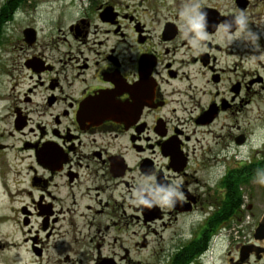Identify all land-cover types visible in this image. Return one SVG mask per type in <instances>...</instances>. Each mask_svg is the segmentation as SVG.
<instances>
[{"label":"flooded vegetation","instance_id":"af4514ba","mask_svg":"<svg viewBox=\"0 0 264 264\" xmlns=\"http://www.w3.org/2000/svg\"><path fill=\"white\" fill-rule=\"evenodd\" d=\"M2 8L0 264H142L124 235L164 243L159 264L219 243L228 264H264L240 254L264 216V0ZM169 188L172 206L155 195Z\"/></svg>","mask_w":264,"mask_h":264},{"label":"rangeland","instance_id":"374dc122","mask_svg":"<svg viewBox=\"0 0 264 264\" xmlns=\"http://www.w3.org/2000/svg\"><path fill=\"white\" fill-rule=\"evenodd\" d=\"M1 1L0 0V5H1ZM36 21H38V19H36ZM1 58H2V54H1ZM11 166H13L11 164ZM19 164L17 165V163L15 164V168L13 167V170L19 171ZM236 226H235V230H236ZM131 231H133L134 233H136L138 236L141 235L144 232V229L142 228H130L128 230V234H131ZM130 235L126 236H121L123 243H119V245L121 244L124 248H128L130 251L129 254V258L130 260H132V262H137L139 261L140 263L144 264V262H147V264H153L154 263H158L160 262V258H157L156 256L151 257V252H152V248L153 246H155L156 250L158 249H163L164 243H148V247L150 245L149 249L146 250H135L133 245L134 242L137 241V238L132 237L131 240L129 238ZM148 239V237H147ZM150 242V240H149ZM159 247V248H158ZM225 245L224 243H219V245H217L216 248H214V251L211 254L206 255L202 260V264H228L227 263V258H225V254L223 252H225Z\"/></svg>","mask_w":264,"mask_h":264},{"label":"clouds","instance_id":"9594fccd","mask_svg":"<svg viewBox=\"0 0 264 264\" xmlns=\"http://www.w3.org/2000/svg\"><path fill=\"white\" fill-rule=\"evenodd\" d=\"M193 14L189 17V25L191 30L196 31L198 34L203 35V28L205 27V13L198 12L195 8L192 10ZM235 24L238 26H243L247 29V18L243 13L235 17ZM224 29L227 31L231 25L225 23ZM247 41H249L256 49H259V44L257 43L259 37L256 33L252 32L250 29H247ZM155 195L158 197V200L163 205L172 206V198L174 196L179 197L181 200L183 199V194L177 192L174 188L169 189H157ZM141 203H148L147 200H141ZM151 206V205H149Z\"/></svg>","mask_w":264,"mask_h":264},{"label":"water","instance_id":"95a60500","mask_svg":"<svg viewBox=\"0 0 264 264\" xmlns=\"http://www.w3.org/2000/svg\"><path fill=\"white\" fill-rule=\"evenodd\" d=\"M253 242L254 245L241 249V256L254 255L258 259H264V216L253 233Z\"/></svg>","mask_w":264,"mask_h":264},{"label":"trees","instance_id":"16d2710c","mask_svg":"<svg viewBox=\"0 0 264 264\" xmlns=\"http://www.w3.org/2000/svg\"><path fill=\"white\" fill-rule=\"evenodd\" d=\"M3 11H4V8H2V10H1L2 13L0 15V21L2 20V17H3V15H2L3 14Z\"/></svg>","mask_w":264,"mask_h":264}]
</instances>
